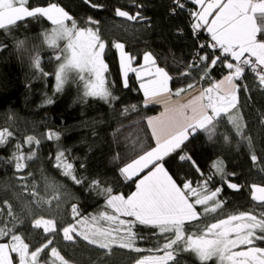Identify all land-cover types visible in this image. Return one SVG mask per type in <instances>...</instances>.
<instances>
[{"label": "trees", "instance_id": "obj_1", "mask_svg": "<svg viewBox=\"0 0 264 264\" xmlns=\"http://www.w3.org/2000/svg\"><path fill=\"white\" fill-rule=\"evenodd\" d=\"M178 2L29 0L30 7L58 4L68 12L78 28L90 27L99 33L105 44L104 61L108 66L106 86L117 97L111 103L85 97V83L72 71L63 89L56 91L54 73L59 66L56 59L59 50L45 43V33L53 29L46 18H26L11 30H0V131L7 129L12 133L9 143L0 146V213H3L0 220L7 222L11 219L8 216L10 206L17 218V234L22 235L33 250L40 246L43 235L42 229L32 227L36 218L52 219L58 226H67V223L75 222L74 204L82 217L91 218L105 210L115 215L111 209H106L103 195L88 190L91 181H98L103 188H111L114 195L127 197L135 191L138 179L148 174L146 169L135 178L125 179L119 170L155 147L147 122L160 112L161 106L145 104L134 72L128 74V86H124L120 54L113 47L115 43L123 44L124 50L135 57L133 68H141L144 53H151L155 66L164 68L171 77L169 88L173 98H178L174 95L178 89H186L182 93L185 95L194 89L208 88L211 82L228 74L227 69L218 64L207 79H201L199 69L187 67L199 55L207 53L200 45L201 41L211 37L204 34L193 36L187 9L195 6L181 0L184 5L181 9ZM117 8L131 15L139 12L143 19L131 21L118 17L115 15ZM72 21H68L70 26ZM258 38L264 40L260 34ZM36 57L40 59V70L33 67ZM41 71L49 75L42 76ZM184 72H189V75H181ZM190 83L195 85L193 89H187ZM236 83V108L218 117L210 132L200 130L181 149L162 161L165 170L181 188L185 182H192L193 187L203 183L202 177L211 176L215 164H221L226 173L224 180L217 174L208 185L212 190L222 189L216 197L221 206L214 214L203 213L202 206H197L199 218L185 223L186 235L206 230L207 226L230 215L250 213L260 218L264 213V202L252 199V185L264 187V86H260L258 78L248 70ZM49 99L51 103L47 102ZM230 115L239 117V132ZM49 133H57L59 139H47ZM29 136L40 139V144L25 143ZM17 143L22 146L20 151L37 153L19 173L14 163L7 162ZM58 150L65 151L77 177L85 179L83 184H75L57 169L55 155ZM253 154L257 157L255 163L251 159ZM181 155L190 159L181 160ZM229 182L237 184L239 190L229 188ZM49 199L53 205L47 208ZM46 210L51 212L46 214ZM106 223L101 220L100 226L116 227ZM134 231L144 237L136 241L140 252L118 245L100 249L79 237L66 242L61 232L53 237L52 246L57 247L67 264H137L140 257L163 254L157 248L162 249L165 235L142 225L135 227ZM255 246L264 248V240H256ZM242 250L246 251L247 246L235 249ZM11 255L14 264H18L17 255ZM174 256L176 264L198 261L191 252L176 251ZM40 259L41 264L45 261L50 264V249Z\"/></svg>", "mask_w": 264, "mask_h": 264}, {"label": "snow or ice", "instance_id": "obj_2", "mask_svg": "<svg viewBox=\"0 0 264 264\" xmlns=\"http://www.w3.org/2000/svg\"><path fill=\"white\" fill-rule=\"evenodd\" d=\"M193 3L201 7L199 12L190 13L197 18L193 25L194 30L206 27L213 42L200 45V48L208 47L213 51L199 55L197 60L187 67L199 69L202 72L201 79H207L218 64L226 68L228 74L219 81L211 82L210 87L200 89L198 94L189 92L185 97L182 93L186 89H178L174 95L179 99H172L173 93L168 87L171 77L164 68L155 66L156 61L151 53H144L145 64L141 65V68L145 70L146 77L142 79L141 70L132 67L135 57L124 50L123 44L115 43L113 47L120 54L124 86H128V73L135 72L137 79H142L140 87L144 92L145 102L164 105V112L160 117L148 120L156 146L119 170L125 179H131L145 169H148V174L138 180L136 191L127 198L114 195L111 188L101 187L98 181H91L88 190L103 195L106 209H112L115 215L108 214L105 210L91 218L82 217L77 205L74 204L72 213L75 222H69L67 226H58L52 219L36 218L32 227L42 229L43 235L40 246L34 250L25 242L22 235L17 234V218L9 206L8 216L11 219L7 222L0 220V264H14L12 253L17 255L18 264H41V255L48 249L50 264L57 262L67 264L57 247L52 246L53 237L58 236L60 232L65 241L80 237L89 245H96L100 249H110L112 245H118L120 248L140 252L141 249L136 247V241L144 237L138 236L134 231V228L140 225L157 229L159 234L166 236V240L162 249L157 248V251H163V256L154 259L146 257L138 260L137 264H168L175 259L176 251L195 254L201 264H207L213 258H216L219 264L226 262L264 264V248L255 246L256 240H264V213H261L260 218L250 213L230 215L207 226L206 230L185 234V222L199 218L195 205L205 206V213L214 212L221 206L216 197L222 189L217 187L212 190L208 187L217 174L222 180L225 179L226 173L221 164L213 165L215 171L207 178L202 177L203 183H197L193 187L192 182H185L181 188L162 163L164 157L181 149L191 136L198 134L200 130L210 132L218 117L229 114L236 108V81L242 78L246 70L254 72L260 86H264V40L258 38V34L264 36V0H193ZM92 6L97 7L95 4ZM178 7L182 9L183 3L178 2ZM115 15L131 21L143 19L139 12L131 15L119 8ZM38 17L46 18L55 26L50 33H45V41L49 47L57 48L58 41L61 40L66 42L60 49L63 62L54 73L56 91L60 92L63 89L68 73L76 71L85 82V97L98 98L105 103L115 101L117 97L105 84V73L108 70L103 59L105 44L97 31L90 27L78 28L68 12L55 3H50L47 7H30L29 0H0V30H11L26 18ZM209 17H212L210 21ZM65 21H72L71 26L69 27ZM217 49L220 50L219 54ZM62 57L57 55L56 59L60 61ZM33 67L40 70L39 57L34 58ZM40 74L45 77L49 75L42 71ZM181 75H189V72ZM194 87L195 85L191 83L187 85V89ZM47 102L51 103V100ZM229 118L237 125L239 132L241 130L237 123L239 117L230 115ZM11 137L12 133L7 129L0 131V146L8 144ZM47 139L58 140L59 135L49 133ZM25 143L39 145L40 139L29 136ZM21 147V144L17 143L15 151L7 161L14 163L18 173L22 172L27 162L34 159L37 154L33 150L24 153L20 151ZM180 159L188 160L190 157L181 155ZM251 159L255 163L256 155L253 154ZM55 161L57 169L75 184L81 185L85 182L84 178L77 177L73 163L68 162L64 150L57 151ZM197 170L199 171V168ZM228 187L239 190L235 183L229 182ZM190 197L194 198V203ZM252 199L264 202V187L252 185ZM210 202L214 207H207ZM2 215L3 213H0V216ZM121 216L129 219H121ZM101 220L115 224L116 227H102ZM89 223L96 226L90 228ZM81 225L84 227L81 228ZM5 240L7 242H3ZM241 245L247 246V250L233 251ZM44 264L49 262L45 261Z\"/></svg>", "mask_w": 264, "mask_h": 264}, {"label": "rangeland", "instance_id": "obj_3", "mask_svg": "<svg viewBox=\"0 0 264 264\" xmlns=\"http://www.w3.org/2000/svg\"><path fill=\"white\" fill-rule=\"evenodd\" d=\"M198 7H199V10H201V7H200V5H198ZM212 18V17H211ZM49 21V20H48ZM50 23H51V21H49ZM65 23L70 27V25L68 24V21H65ZM52 24V23H51ZM55 26L53 25V28H54ZM93 29V28H92ZM94 30V29H93ZM96 31V30H95ZM51 32V31H50ZM49 32V33H50ZM45 43H46V41H45ZM65 41H63V40H61V41H58V47L57 48H53V49H58L59 50V53H58V55H61V57H62V54H61V52H60V49H62L64 46H65ZM46 45L48 46V44L46 43ZM247 55V54H246ZM105 57L103 56V59H104ZM253 59H255L254 57H253ZM61 62H63V57L61 58V60L59 61V64L61 63ZM105 62V61H104ZM106 64V63H105ZM144 64H145V61H144ZM141 71H144L145 72V70L142 68L141 69ZM73 73H75L76 75H77V78L78 79H80V77H79V75L77 74V72L76 71H72ZM68 75H69V73H68ZM75 78V76L73 75L72 76V79H74ZM81 80V79H80ZM82 81V80H81ZM84 82V81H83ZM85 83V82H84ZM105 84H106V76H105ZM169 84H170V81L168 82V87H169ZM55 88H56V85H55ZM172 99H178V98H173V96H172ZM164 112V109H163V107H161V110H160V112L156 115V116H154L153 118H156V117H160L161 116V114ZM144 171H146V169L144 170ZM140 174V173H139ZM138 174V175H139ZM138 175H136L135 177H137ZM139 180V179H138ZM137 183V182H136ZM135 191H136V188H135ZM134 191V192H135ZM132 194V193H131ZM130 194V195H131ZM125 198H127V197H125ZM189 199H192L191 201L194 203V198L193 197H190ZM53 201H51L50 199L49 200H47L46 201V204H47V208L49 207H51L53 204ZM197 206H201V205H195V210L199 213V211L196 209V207ZM204 207L205 206H202V211H203V213H205V211H204ZM207 207H209V208H211V207H214V204H212L211 202L209 203V205L207 206ZM112 210V209H111ZM217 210H218V208H217ZM113 211V210H112ZM46 214L48 213H50L51 212V210L49 211V210H46V211H44ZM216 211H214V212H212V211H209V212H207L208 214H214ZM120 218H128V217H123V216H121ZM108 224H112V223H110V222H108V221H106ZM187 222H192V221H187ZM187 222H185V223H187ZM106 223V224H107ZM115 225V224H114ZM96 225H94V224H92V223H89L88 224V227H95ZM81 228H83L84 227V225H81L80 226ZM106 228H108V227H106ZM111 228H115L114 226H112ZM61 234H62V232H61ZM63 237V236H62ZM80 238V237H79ZM65 241V240H64ZM74 240H72V241H66V242H73ZM243 251V250H242ZM245 251V250H244ZM164 254V253H163ZM163 254L162 255H159V256H163ZM159 256H143V257H140L138 260H140V259H144V258H152V259H154V258H156V257H159ZM171 261H169L168 262V264L170 263ZM57 264H59V262H57ZM226 264H227V262H226Z\"/></svg>", "mask_w": 264, "mask_h": 264}, {"label": "crops", "instance_id": "obj_4", "mask_svg": "<svg viewBox=\"0 0 264 264\" xmlns=\"http://www.w3.org/2000/svg\"><path fill=\"white\" fill-rule=\"evenodd\" d=\"M184 1H188V2H190V3H192L194 6H196V8L198 9V12L200 11L199 10V7H198V4H194L193 3V0H184ZM212 18L211 17H209V21L211 20ZM204 32L206 33V35H208L209 37H211V35H210V33L207 31V28L206 27H204ZM154 67L155 66H153V68H152V70L154 71ZM137 69H142V68H137ZM129 73H131V71L129 72ZM128 73V74H129ZM141 73H142V79L143 78H145L146 77V72H144V71H141ZM134 74H135V78L137 79V76H136V73L134 72ZM122 79H123V83H124V77L122 76L121 77ZM142 79H137L138 80V82H139V87H140V85H141V82H142ZM141 88V87H140ZM141 92L143 93V96H144V92H143V90L141 89ZM191 93H193V94H198V92H199V89H194V90H192V91H190ZM189 95V92L188 93H186L185 95H183V96H185V97H187ZM144 99H145V96L143 97ZM179 99V98H178ZM145 104L146 105H159V106H161V107H163V109H164V105L163 104H155V103H151V102H149V103H146L145 102ZM224 115H226V114H222L221 116H224ZM153 118V117H152ZM147 124H148V122H147ZM148 127H149V124H148ZM149 129H150V131H151V134H152V130H151V128L149 127ZM153 140H154V142H155V146H156V141H155V139L153 138ZM132 178H135V176H133Z\"/></svg>", "mask_w": 264, "mask_h": 264}, {"label": "built area", "instance_id": "obj_5", "mask_svg": "<svg viewBox=\"0 0 264 264\" xmlns=\"http://www.w3.org/2000/svg\"><path fill=\"white\" fill-rule=\"evenodd\" d=\"M193 10H194V9H192V8H188V9H187V16H188L189 19H191L192 21H193L194 18H195V17H193V16L190 15L191 12H195V11H193ZM193 25H194V24H192V27H191V32H192L193 36H194V37H199V36L201 35V29H195V30H194ZM210 43H213V42H212V41H209V40H203V41H201V45H203V44H210ZM203 50H205L207 53H210V52L213 51L211 48H208V47L203 48ZM216 51H217V54H219V51H220V50L217 49ZM251 72H252V71H251ZM252 74L256 77V75H255L254 72H252Z\"/></svg>", "mask_w": 264, "mask_h": 264}, {"label": "flooded vegetation", "instance_id": "obj_6", "mask_svg": "<svg viewBox=\"0 0 264 264\" xmlns=\"http://www.w3.org/2000/svg\"><path fill=\"white\" fill-rule=\"evenodd\" d=\"M233 251H235V249H233ZM197 260H198V258H197ZM169 264H176V258L173 261H171ZM177 264H179V263H177ZM194 264H201V262L198 260L197 262H194ZM207 264H219V262L216 258H213L210 261H208Z\"/></svg>", "mask_w": 264, "mask_h": 264}, {"label": "bare ground", "instance_id": "obj_7", "mask_svg": "<svg viewBox=\"0 0 264 264\" xmlns=\"http://www.w3.org/2000/svg\"><path fill=\"white\" fill-rule=\"evenodd\" d=\"M177 1H179L180 3H181V0H177ZM192 9H194L193 11H195V12H198V9L196 8V6L194 7V8H192ZM191 20V19H190ZM192 21V20H191ZM197 22V18L195 17L194 18V20L192 21V24H195ZM192 27V26H191ZM205 30H204V27H202L201 28V34H204V35H206V33L204 32ZM204 40H209V41H211V39H204ZM230 58V57H229ZM144 175H142L140 178H142ZM139 178V179H140Z\"/></svg>", "mask_w": 264, "mask_h": 264}]
</instances>
